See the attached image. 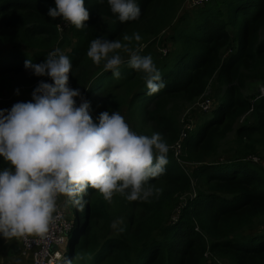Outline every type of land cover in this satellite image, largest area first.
I'll return each instance as SVG.
<instances>
[{
  "label": "trees",
  "instance_id": "16d2710c",
  "mask_svg": "<svg viewBox=\"0 0 264 264\" xmlns=\"http://www.w3.org/2000/svg\"><path fill=\"white\" fill-rule=\"evenodd\" d=\"M136 2L140 18L121 23L107 0H85L90 12L86 27L70 28L75 39L66 54L72 63L71 88L81 67L80 83L87 79L83 59L93 39L128 43L124 35L138 33L141 40L130 46L150 42L176 20L181 0ZM54 7L55 0H0V44L30 50L13 47L0 55V86L7 95L19 87H31V93L37 87L40 77L25 69V61L42 63L59 41V18L48 16ZM164 40L174 50L167 61L155 64L166 85L158 93L149 96L143 74L125 60L119 79L101 68L94 83L85 85L86 97L130 86L127 113L140 118L133 131L148 136L159 132L168 146L178 140L184 107L203 96L211 83L220 94L219 103L184 140L182 164L168 153L165 174L151 181L162 182L161 191L149 202L124 200L118 212L123 233L112 234L111 214L103 201L91 200L96 190L89 189L82 213L72 220L73 235L62 264L69 259L72 264H206L207 251L224 264H264V227L245 234L264 221V165L248 160L264 152V0L204 2L191 17L177 19ZM230 45L233 50L225 56ZM140 54L149 56L147 51ZM248 83L259 85L250 95L244 92ZM245 116L249 121L235 129ZM233 131L232 157L217 162L222 141ZM5 167L0 157V170Z\"/></svg>",
  "mask_w": 264,
  "mask_h": 264
},
{
  "label": "clouds",
  "instance_id": "9594fccd",
  "mask_svg": "<svg viewBox=\"0 0 264 264\" xmlns=\"http://www.w3.org/2000/svg\"><path fill=\"white\" fill-rule=\"evenodd\" d=\"M107 4L121 23L141 16L136 0H107ZM48 16L82 30L90 12L85 0H55ZM123 40L128 43L95 38L87 57L97 66L103 62L104 70L119 79L125 63L122 50L128 66L143 74L147 94L158 93L166 86L161 72L150 55H141L139 46H130L141 36L124 35ZM25 69L37 77L47 76L52 83L40 81L32 101L0 109V157L8 165L0 170V237L44 238L61 219L59 199L65 198L64 207L83 208L89 189L109 204L116 195L129 202H149L159 191L151 181L164 175L169 163V146L163 136L159 132L137 134L118 111H104L94 122L90 103L79 89L69 86L72 63L59 47L42 63L26 60ZM122 224L118 219L111 227L123 233Z\"/></svg>",
  "mask_w": 264,
  "mask_h": 264
},
{
  "label": "rangeland",
  "instance_id": "374dc122",
  "mask_svg": "<svg viewBox=\"0 0 264 264\" xmlns=\"http://www.w3.org/2000/svg\"><path fill=\"white\" fill-rule=\"evenodd\" d=\"M200 0H181L180 6L178 8L177 12V19L179 18H188L191 17L192 13L196 9L197 6H194L193 4H199ZM171 24L163 33H161L157 38L153 39L150 42H147L145 44H141L140 47V53H144L147 51L148 55H151L153 57L154 64H160L163 61H167L174 50V47L170 44L165 42V37L172 34L175 27V22ZM57 26L60 29V35H59V41L57 44H55L50 51L55 50L57 47L61 49L62 52L67 53L70 52V50L75 46V39L72 37L70 33L71 25L67 24L63 20L59 18ZM103 33V32H101ZM13 47L20 48L24 51L27 50L23 45H3L0 44V55L4 52H7L8 50H11ZM231 49L233 50V46L230 45L229 48L225 51V56L228 55L231 52ZM49 51V52H50ZM120 54L124 58V60H127V54L124 53L122 50H119ZM83 64L88 69V75L86 81L82 84L81 82V71L83 70L82 67L77 72L78 79L76 78L75 82L72 83L73 89H79L81 90L82 96L90 103V115L93 118V121L98 123V117L100 113L104 111H109L110 113L112 111H118L126 120V122L130 125L132 130L139 124L140 118L138 116H129L127 113V107H128V94L132 91L130 86H120V88H116L114 90H110V92L107 95H101L100 97L96 96L95 94L90 95L88 98L86 97V86H90L92 83H94V76L103 68V62L101 65L97 66L95 65L90 58L86 57L83 59ZM40 81H44L47 83H50L48 81V77H40L36 79L35 84H39ZM84 85V86H83ZM86 85V86H85ZM83 87V88H82ZM259 85H253V84H247V90L244 91L246 95H250V91L256 90ZM31 87H19L16 88L11 95H7L5 91V86H0V109H7L10 110L11 107L17 103V102H30L31 99ZM17 90L19 91V94H17ZM130 97V96H129ZM220 99V94L217 91L216 86L211 83V85L208 86L206 92L198 98L195 102L187 105L182 110L179 120L182 127L183 121L188 122V119H190L191 122V130L192 131V123H193V131L196 129L197 125H199L202 121L208 119L211 117V113L216 109ZM206 102L208 104V109L203 110L201 108V104ZM80 99L77 100V106H79ZM103 105L106 107V109L102 110ZM249 121V117L245 116L240 118L235 125V129L239 126L245 125ZM234 140H235V132L229 133V135L222 141L217 157L215 158L217 162H224L228 158L232 157L233 154V146H234ZM172 145L169 146V154H172L173 156V150ZM248 160H252L256 163H259L261 165H264V152L260 151L256 156H250ZM181 164L183 161H179ZM156 189L161 191L162 189V182H156L153 184ZM158 191V192H159ZM190 196V194H187L185 197H183L180 202H184L185 199ZM65 198L61 197L59 199V205L65 215L67 216L70 223L75 221L76 219V213L79 215L82 213V208L69 205L68 207L63 206V200ZM92 201H103L108 212L112 216V222L119 219L118 212L124 202L126 200L125 198L116 195L113 198V202L109 204L106 202L102 195L99 192H94L91 196ZM126 202V201H125ZM170 220V218H169ZM77 222L74 223V231L76 230ZM264 227V221L258 222L253 229V231L246 230L245 234L252 233L256 230L261 229ZM112 229V234L116 235L117 229ZM73 233H69L68 235H65L66 242L62 247H59L58 250L64 254V258L67 257L68 254V248H69V242L71 241ZM62 264V263H61ZM206 264H224L222 261L215 260L212 255L208 256L206 258Z\"/></svg>",
  "mask_w": 264,
  "mask_h": 264
},
{
  "label": "built area",
  "instance_id": "2783aa9c",
  "mask_svg": "<svg viewBox=\"0 0 264 264\" xmlns=\"http://www.w3.org/2000/svg\"><path fill=\"white\" fill-rule=\"evenodd\" d=\"M207 1L209 0H200L199 4L193 5L200 6ZM57 30L58 35H60V29L58 26ZM201 108L203 110H207L208 104L206 102L202 103ZM189 130H191L190 119H188V122L183 121L178 140L171 147L173 150V157L178 162L180 161L183 142L189 136V134L193 132V123L192 131ZM60 214L61 219L58 220L54 225L50 226L49 233L44 238L32 236L19 239L21 242V254L30 255L32 258V264H61L63 262L64 254L61 253L58 248L62 247L65 244V235H68L70 233L72 227L61 207ZM178 214L179 211L177 209L175 214L171 216L170 220L172 222H176ZM204 256L207 258L208 256H211V254L207 251Z\"/></svg>",
  "mask_w": 264,
  "mask_h": 264
},
{
  "label": "crops",
  "instance_id": "0c3cea01",
  "mask_svg": "<svg viewBox=\"0 0 264 264\" xmlns=\"http://www.w3.org/2000/svg\"><path fill=\"white\" fill-rule=\"evenodd\" d=\"M32 264L30 255L21 254V242L19 239L4 240L0 238V264Z\"/></svg>",
  "mask_w": 264,
  "mask_h": 264
}]
</instances>
